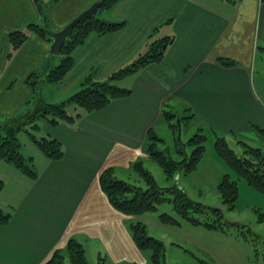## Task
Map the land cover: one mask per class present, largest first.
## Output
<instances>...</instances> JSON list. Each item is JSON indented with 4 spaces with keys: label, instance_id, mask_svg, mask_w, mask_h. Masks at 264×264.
<instances>
[{
    "label": "crops",
    "instance_id": "1",
    "mask_svg": "<svg viewBox=\"0 0 264 264\" xmlns=\"http://www.w3.org/2000/svg\"><path fill=\"white\" fill-rule=\"evenodd\" d=\"M95 1L57 0L50 16L59 30ZM37 18L35 0H0V72L8 74L0 98L11 96L13 77L29 76L38 65L44 75L60 61L59 54L48 56L52 39L33 33L9 57V33ZM98 18L124 25L90 33L74 48L73 65L54 82L50 95H56L46 98L49 103L76 92L89 74L105 80L144 53L150 41L172 39L159 62L115 81L131 90L128 97L90 113L70 105L67 113L79 117L38 125L41 136L61 144L63 155L52 160L36 150L37 160L30 156L35 177H19L22 195L3 201L1 209L12 216L0 224V264H43L54 250L66 256L69 239L82 245L88 264L100 258L103 264L142 261L125 223L129 216L109 203L99 175L107 168L114 175L131 165L135 170L147 131L163 122L161 112L169 103L181 112L186 108L184 115L192 113L189 122L196 127L264 148V136L254 128L264 127V0H122ZM221 58L235 64L223 66ZM0 166L15 176L22 173L2 159Z\"/></svg>",
    "mask_w": 264,
    "mask_h": 264
},
{
    "label": "trees",
    "instance_id": "2",
    "mask_svg": "<svg viewBox=\"0 0 264 264\" xmlns=\"http://www.w3.org/2000/svg\"><path fill=\"white\" fill-rule=\"evenodd\" d=\"M51 1L56 2L57 0ZM120 1L122 0H99V5L94 15L82 19L66 38L59 51V55L61 56L59 63L44 75L36 73H31L30 75L38 77V81H60L73 65L72 51L90 33L102 35L123 27V21L109 22L96 16L100 11L112 9ZM35 4L38 12L41 14L42 8L36 0ZM29 32H35L40 38L48 40L46 37L48 32L45 29L34 23H29L21 30L9 33L11 46L14 49H18L26 41ZM171 39V37L165 36L150 41L144 53L140 54L129 65L112 72L107 77V80H96L92 77L93 74H89L82 81L81 88L67 99L59 103H46L38 99L35 101L34 107L22 115L13 117L5 123L0 124V159L13 164L23 173L34 178L35 171L32 169V158H26L22 154L21 145L17 137L18 133L23 129L25 131L28 129L33 131L38 129L37 122L39 120H44L51 126H56L61 121L71 122L74 118L79 117L80 114L70 116L66 111V108L70 105H74L90 113L106 108L114 99L128 97L131 94V90L118 86L115 81L140 67L159 62ZM219 62L223 66H233L235 64L232 60L224 58L219 59ZM38 81L27 80L31 84ZM185 111H187L186 108L182 112ZM182 112L172 113L169 110H165V108L161 112L162 120L167 123L168 128L174 136L173 149L168 147L166 149H159L158 144L159 142H164L163 139L153 129H149L146 133L144 150L150 159L159 164L166 179L173 178L180 172L187 174L195 170L205 152V142L208 132L203 127H196V131L186 140L181 139L177 133V128L181 123L189 124V121L193 118L192 113L184 115ZM177 115H181L180 118H174ZM173 118L176 121L181 119L180 124L171 123V119ZM254 128L260 135L264 136V127L255 126ZM211 132L214 136L213 146L215 156L233 169L237 174V178H243L250 186L264 194V148L252 145L242 138H236L233 134L227 137L215 131ZM28 134L31 140L37 144L42 153L49 159L58 160L62 157L61 144L56 139L45 135L36 138L32 131H29ZM230 140H234L235 145L239 149L233 147L229 143ZM133 168L143 181L144 186L132 184L113 176L114 174L110 168L104 169L99 175L100 187L114 209L133 217L145 212L154 211L160 203L169 201L172 204L174 214L179 219L188 220L195 225L201 224L208 229L227 231L226 228L229 227V223L222 221L223 213L220 209H209L200 202L192 200L177 184L166 187L160 186L152 173L143 166V162L141 161L134 163ZM217 190L223 205L228 209L233 208L238 196L237 181L232 179L229 174H225L217 184ZM193 214H205L206 218L200 220L194 217ZM11 216V212L0 208V224H6ZM179 219L167 213L160 214V221L164 224L178 225ZM237 226L240 227L238 224ZM129 229L138 249L150 250L152 263L162 264L161 254L164 249V243L155 237L149 236L145 224L140 221L130 222ZM66 253L67 262L65 261V254L61 250H54L43 264H88L84 249L77 240L69 239Z\"/></svg>",
    "mask_w": 264,
    "mask_h": 264
},
{
    "label": "rangeland",
    "instance_id": "3",
    "mask_svg": "<svg viewBox=\"0 0 264 264\" xmlns=\"http://www.w3.org/2000/svg\"><path fill=\"white\" fill-rule=\"evenodd\" d=\"M36 1L41 6L42 10L41 14L38 12V18L33 23L48 32L46 37L50 41L51 39L53 40L52 36L55 32L64 28L77 16L76 15L58 30L56 28V23L54 19L51 18L49 12L50 8L55 3L49 0ZM106 13L107 11H100L96 16H105ZM32 33L37 35L35 32H29L28 36ZM9 49V57H13L18 50L11 46L10 41ZM50 55L51 53L48 56ZM55 57H59V55H55ZM41 68L42 66L38 65L32 73L43 75L41 74ZM49 70H47L46 73ZM6 73L7 72L4 73V71L0 72V95L5 94V92L2 91V88H4V82H6L4 79L8 78L6 77V75H8ZM27 80L38 81V77H34L33 75L21 77V75H18L11 80L12 86L15 85L11 91V96L8 99L7 97L0 98V109H6L9 107V109H6L7 111L0 110V124L5 123L13 117L22 115L27 110L34 107L36 100L41 99L44 102L49 103L46 98L56 95L55 93L50 95L51 90H55L54 82L40 80L31 84V82H27ZM105 80H107V78ZM25 87L28 90L27 96L25 95ZM79 89H77V91ZM67 98L68 97H65L60 100L63 101ZM59 102L61 101L50 103ZM169 105L171 106L172 103H169ZM170 106L165 107V110H169L172 113L180 112L178 108H171ZM71 107H74V105ZM67 109L71 111V108L67 107ZM180 116L181 115H177L176 117L174 116V118L178 119ZM174 118L171 119V123H177L179 125L181 119L176 121ZM43 122L46 123L44 120H39L37 123L41 127ZM29 131H32L37 137L43 135L42 132H40V129H35L34 131L29 129L25 131L23 129L18 133L17 137L21 145V152L26 158H29L31 155L34 157L37 151L42 152L37 144L31 140V137L28 134ZM195 131L196 126L191 123H181L177 128V133L183 140L189 138ZM155 132L164 141L159 142V149H166V147L173 149L174 136L164 120L156 125ZM207 132L208 136L205 142V152L196 169L190 173L184 174L180 172L176 174L175 177L166 179L159 164L150 159L144 151L140 154L141 157L137 159V162H143V166L152 173L156 182L160 186L166 187L177 184L192 200L200 202L209 209H220L223 213L222 221L229 223V227L226 228L227 231L212 230L205 228L201 224L195 225L188 220L179 219L174 214L172 204L169 201L160 203L154 211L145 212L133 217L129 216L125 223L129 227L130 222L140 221L145 224L149 236L155 237L164 243V249L161 254L162 264H264V194L250 186L243 178H237V174L234 170L215 156L213 146L214 136L210 130H207ZM229 143L236 149H239L237 145H235L234 140H230ZM172 156L174 158L176 157L173 154ZM37 158L38 157L36 156V160ZM130 167L128 169L117 171L118 174L113 176L132 184L144 186L143 181L135 170L132 169V165ZM32 169L33 171H36V165L32 166ZM225 174H229L232 179L236 180L238 186V196L235 200L234 207L231 209H228L223 205L217 190V184ZM18 175L19 176H15L8 169L0 166V208H6L5 204H3L4 200L11 198L14 202L22 195L24 188L22 179H26V174L20 172ZM167 197L169 196L167 195ZM162 213L170 214L179 219V224L173 225L162 223L160 221V214ZM193 216L200 220L206 218L205 214H193ZM237 224L240 225V227H236ZM139 250L143 255V257L140 258L142 261H132V264H153L150 257L151 251ZM103 260L105 261V259L101 258L98 259L97 262L92 260V263L90 264H103ZM65 261L67 262V254ZM126 264L128 263L126 262Z\"/></svg>",
    "mask_w": 264,
    "mask_h": 264
},
{
    "label": "water",
    "instance_id": "4",
    "mask_svg": "<svg viewBox=\"0 0 264 264\" xmlns=\"http://www.w3.org/2000/svg\"><path fill=\"white\" fill-rule=\"evenodd\" d=\"M99 2H94L91 6L79 13L74 19H72L64 28L55 32L52 36L53 40L50 45L49 52L53 55H58L59 51L64 44L66 38L72 32L74 27L84 18L94 15L98 8Z\"/></svg>",
    "mask_w": 264,
    "mask_h": 264
}]
</instances>
